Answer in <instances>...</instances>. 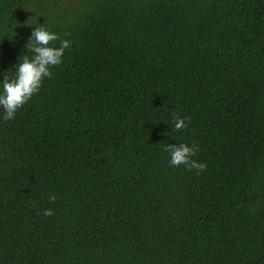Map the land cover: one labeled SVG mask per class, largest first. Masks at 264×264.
<instances>
[{
	"label": "trees",
	"instance_id": "obj_1",
	"mask_svg": "<svg viewBox=\"0 0 264 264\" xmlns=\"http://www.w3.org/2000/svg\"><path fill=\"white\" fill-rule=\"evenodd\" d=\"M39 25L71 47L0 106V264H264V0H0V94Z\"/></svg>",
	"mask_w": 264,
	"mask_h": 264
},
{
	"label": "clouds",
	"instance_id": "obj_2",
	"mask_svg": "<svg viewBox=\"0 0 264 264\" xmlns=\"http://www.w3.org/2000/svg\"><path fill=\"white\" fill-rule=\"evenodd\" d=\"M16 23H12L9 28L13 31ZM60 41L59 47H50L52 42ZM28 52L32 56L24 55L22 61L15 66L14 78H9L8 73H4L2 88L0 94V106L4 109L3 120L9 121L15 118L18 109L22 108L34 94H37L42 86L45 77L51 78L52 72L50 68L59 66L62 63L65 50L70 49L71 41L67 39L61 40V37L46 29L43 25L34 27L28 41L25 44ZM174 131H182L191 123L190 119L181 118L176 113L172 114L171 121ZM163 151L170 155L169 164L172 167H180L183 165L188 171L196 170V174L200 175L206 170L207 165L199 163L192 159L199 151V146L193 143L188 144H172L168 143L163 146ZM51 202H55L54 195L49 196ZM46 217L54 215L53 209L43 210Z\"/></svg>",
	"mask_w": 264,
	"mask_h": 264
}]
</instances>
